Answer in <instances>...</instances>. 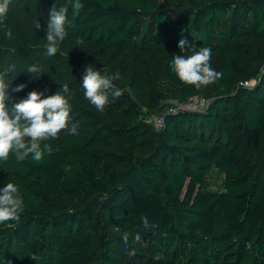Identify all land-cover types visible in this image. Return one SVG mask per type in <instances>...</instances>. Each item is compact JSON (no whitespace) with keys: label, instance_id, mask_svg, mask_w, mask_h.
<instances>
[{"label":"trees","instance_id":"trees-1","mask_svg":"<svg viewBox=\"0 0 264 264\" xmlns=\"http://www.w3.org/2000/svg\"><path fill=\"white\" fill-rule=\"evenodd\" d=\"M35 1L44 28L53 5L68 7L52 75L36 82L65 95L78 133L41 141L53 151L39 162L0 160V188L16 184L24 202L0 224V264H264V0H81L79 15L71 0ZM14 34L29 41L21 24ZM181 38L210 48L222 78L181 82ZM86 67L120 74L123 95L102 112L84 97ZM210 87L204 111L167 103L161 127L149 120Z\"/></svg>","mask_w":264,"mask_h":264},{"label":"clouds","instance_id":"clouds-1","mask_svg":"<svg viewBox=\"0 0 264 264\" xmlns=\"http://www.w3.org/2000/svg\"><path fill=\"white\" fill-rule=\"evenodd\" d=\"M11 0H0V21L6 16ZM73 15H79L83 8L81 0H71ZM68 7L61 6L57 9L54 5L50 9V18L47 23L46 31V51L49 56H55L61 42L67 35V25L71 21L67 18ZM37 29L42 26L38 22ZM7 35L11 37L12 33ZM79 44L80 41L77 40ZM180 52H191L190 55H174L171 64L172 71L179 80L187 85H192L196 89H201L217 82L222 78L221 72L215 71L210 64L212 50L200 47L198 50L194 42L181 38L178 42ZM12 66L0 73V160L7 161L9 154H15L17 161H23L30 154L32 159L39 162L45 153L51 154L52 148L45 143L41 148V141L49 138L56 139L58 133L68 129L69 134L76 135L78 126L73 124L68 128L71 107L68 99L60 92L54 95L45 96V91L33 90L26 98L20 99L12 104L11 110L8 108L7 101L12 98L9 92L10 85L5 82V77ZM29 73H39L40 69L36 65L28 68ZM39 76V75H38ZM120 74L112 76L101 74L99 70L86 67L83 76L84 97L90 101L98 111H104L106 106L119 99L123 93L113 84L114 80H119ZM26 87L19 84L12 89V92H20ZM63 93H69L68 84H64ZM23 198L18 186L14 183H7L0 188V224L8 221H19L24 211ZM146 227L150 226L146 216L141 217ZM155 226V225H151ZM119 231V229H117ZM136 241L139 242L140 234H136ZM123 242L127 246L128 234H123ZM134 254V252L132 253ZM156 260L162 258V254L157 253Z\"/></svg>","mask_w":264,"mask_h":264},{"label":"rangeland","instance_id":"rangeland-1","mask_svg":"<svg viewBox=\"0 0 264 264\" xmlns=\"http://www.w3.org/2000/svg\"><path fill=\"white\" fill-rule=\"evenodd\" d=\"M41 7L39 2L35 0H11L6 16L0 21V73H3L12 66V70L5 77V82L10 85L9 92L12 96L7 101L9 110H11L14 102L26 98L29 92L33 90L41 91L39 86L43 80L40 81L41 83L36 82L37 79H40L36 78V76L44 75L45 78H50L52 75L50 66L53 65L54 60L46 51L47 30L42 24ZM38 22L42 26L40 29L36 27ZM19 24L24 27L27 33L29 40L27 43L20 42L14 34L15 28ZM8 32L12 33L11 37L7 35ZM32 65L38 66L40 72L29 73L28 68ZM19 84H25L26 87L20 92H12V89ZM217 92L218 90L210 87L204 94L191 97L183 102L170 96L163 102L159 110L149 113V120L157 128L161 127L162 118L167 111L164 105H167V103L170 104V107L174 106L178 109H181L182 105L187 106L186 111L192 109L193 111H201V109L205 108L198 107L197 103L200 102L198 104L200 105L202 102H205L206 106H209L214 100V94ZM209 180L213 189H218L219 187L221 189L224 176L216 171L210 176Z\"/></svg>","mask_w":264,"mask_h":264},{"label":"built area","instance_id":"built-area-1","mask_svg":"<svg viewBox=\"0 0 264 264\" xmlns=\"http://www.w3.org/2000/svg\"><path fill=\"white\" fill-rule=\"evenodd\" d=\"M199 103H200V102L197 103V106H198V107H204L205 109L208 107V106H206V103H205V102H202L200 105H198ZM186 107H187V106L182 105L181 109H178V108H176V107H174V106H171V107H169V111H186V110H185ZM205 109H201V111H204ZM192 110H193V109H192ZM197 110H198V109H197ZM162 124H163V118H162V121H161V126H162Z\"/></svg>","mask_w":264,"mask_h":264}]
</instances>
